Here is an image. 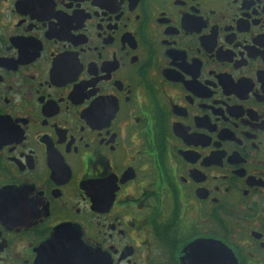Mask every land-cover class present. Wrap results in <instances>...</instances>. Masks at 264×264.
Wrapping results in <instances>:
<instances>
[{"label":"flooded vegetation","instance_id":"1","mask_svg":"<svg viewBox=\"0 0 264 264\" xmlns=\"http://www.w3.org/2000/svg\"><path fill=\"white\" fill-rule=\"evenodd\" d=\"M0 264H264V0H0Z\"/></svg>","mask_w":264,"mask_h":264}]
</instances>
